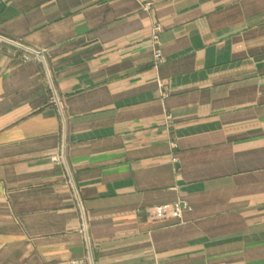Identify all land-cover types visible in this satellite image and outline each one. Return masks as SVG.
Masks as SVG:
<instances>
[{
	"label": "crops",
	"instance_id": "obj_1",
	"mask_svg": "<svg viewBox=\"0 0 264 264\" xmlns=\"http://www.w3.org/2000/svg\"><path fill=\"white\" fill-rule=\"evenodd\" d=\"M73 259L264 264V0H0V264Z\"/></svg>",
	"mask_w": 264,
	"mask_h": 264
},
{
	"label": "built area",
	"instance_id": "obj_2",
	"mask_svg": "<svg viewBox=\"0 0 264 264\" xmlns=\"http://www.w3.org/2000/svg\"><path fill=\"white\" fill-rule=\"evenodd\" d=\"M161 31V26L159 23L154 22L151 27V41L153 44H158L159 42V32ZM25 58H28L29 55L25 54ZM35 57L38 61H42L41 53H35ZM154 57L158 62L162 60V52L159 46H155ZM54 160H60L59 156H54ZM188 209V204L184 201H176L173 203L154 205L148 208V213L151 219H181L183 212ZM70 264H86L82 260L73 259Z\"/></svg>",
	"mask_w": 264,
	"mask_h": 264
}]
</instances>
